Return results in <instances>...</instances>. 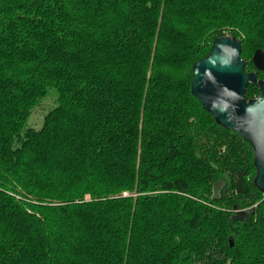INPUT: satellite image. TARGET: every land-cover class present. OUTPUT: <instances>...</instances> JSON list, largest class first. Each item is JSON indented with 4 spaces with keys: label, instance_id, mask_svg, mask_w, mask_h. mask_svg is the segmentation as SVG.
<instances>
[{
    "label": "trees",
    "instance_id": "16d2710c",
    "mask_svg": "<svg viewBox=\"0 0 264 264\" xmlns=\"http://www.w3.org/2000/svg\"><path fill=\"white\" fill-rule=\"evenodd\" d=\"M227 36L264 82V0H0V264H264L253 150L191 92Z\"/></svg>",
    "mask_w": 264,
    "mask_h": 264
},
{
    "label": "water",
    "instance_id": "95a60500",
    "mask_svg": "<svg viewBox=\"0 0 264 264\" xmlns=\"http://www.w3.org/2000/svg\"><path fill=\"white\" fill-rule=\"evenodd\" d=\"M241 51L239 40L217 39L210 54L193 67L191 92L219 126L236 132L251 146L256 169L253 185L264 195V82L255 73L245 72ZM252 63L257 71H264L261 50L255 52ZM249 84L257 85L260 94L247 101ZM230 243L233 247L232 239Z\"/></svg>",
    "mask_w": 264,
    "mask_h": 264
},
{
    "label": "rangeland",
    "instance_id": "374dc122",
    "mask_svg": "<svg viewBox=\"0 0 264 264\" xmlns=\"http://www.w3.org/2000/svg\"><path fill=\"white\" fill-rule=\"evenodd\" d=\"M58 92L56 89H49L47 96L43 99L39 107L33 110L32 115L25 126V130L33 128L39 130L43 126L44 117L57 106Z\"/></svg>",
    "mask_w": 264,
    "mask_h": 264
}]
</instances>
